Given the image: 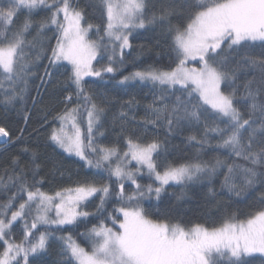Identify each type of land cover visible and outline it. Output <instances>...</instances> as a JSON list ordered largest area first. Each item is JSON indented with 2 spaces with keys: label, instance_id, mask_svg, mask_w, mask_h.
Returning a JSON list of instances; mask_svg holds the SVG:
<instances>
[{
  "label": "snow or ice",
  "instance_id": "obj_1",
  "mask_svg": "<svg viewBox=\"0 0 264 264\" xmlns=\"http://www.w3.org/2000/svg\"><path fill=\"white\" fill-rule=\"evenodd\" d=\"M149 32L136 57L167 65L124 74ZM109 84L146 87L143 115ZM0 104L25 125L39 108L48 140L85 170L63 182L53 165L62 183L49 194L27 127L0 126V150L18 149L0 167V192L12 190L0 264H41L57 241L58 264H264V0H0ZM176 138L192 156L169 160ZM195 185L200 219L165 207L169 188L183 201ZM225 192L248 197L247 210Z\"/></svg>",
  "mask_w": 264,
  "mask_h": 264
},
{
  "label": "trees",
  "instance_id": "obj_2",
  "mask_svg": "<svg viewBox=\"0 0 264 264\" xmlns=\"http://www.w3.org/2000/svg\"><path fill=\"white\" fill-rule=\"evenodd\" d=\"M80 3H85V0H80ZM88 11H92L91 7H89ZM90 18L94 19V17ZM154 39V34L149 32L147 35L138 36L133 40L134 48L129 50L132 52V57L130 58L126 68L123 70L124 74H127L130 71L142 70L144 68L149 67L150 65L156 64V58L154 55H148L147 53H145L139 58L136 57V54L140 51L139 47L137 46L144 45L145 48H149L153 45ZM132 60H135V63H133ZM162 60L163 64H156L157 67H163L167 65V59L165 57H162ZM38 84L39 81L36 80L35 85ZM33 94L35 93L33 92ZM145 94L151 95V93L146 87H143L139 94H133L141 105V108L137 112L138 117L143 115V106L151 102V100L145 99ZM121 98L127 99L128 97ZM29 107L31 108L30 104ZM113 108L119 110V105L113 104ZM42 115L43 113L39 110V108L33 109L32 118L28 125H25L22 116L18 114L17 110H6L4 106L0 104V126L6 127V129L10 131V134L12 136L18 135L20 129L27 127V131L24 134V140L25 142L33 146H37L39 148L41 152V159L45 165L42 174L49 176V180L45 182L42 188L49 189L59 187L62 183L61 177L54 172L53 165H55L56 167H60L64 170L65 176L63 178V182H66L67 176L69 174L74 175L77 170H79L80 174H83L85 170L80 167L81 162H78L75 157H67V155L62 153L60 149L56 148L55 145L51 144V142L48 140V130H46V128H41L38 124V120L42 117ZM49 120H51V117H49ZM36 129H39V131L37 132ZM173 144L179 145V147H173ZM17 150V145H10L8 150L6 151L0 150V167H3L8 162L10 156L15 154ZM169 153L170 161L174 159L183 160L192 156L194 150L190 147L185 146L184 144H181L180 139L176 138L172 141V144L169 145ZM145 179L147 178L145 177ZM179 188L180 186L169 188L168 196L164 202L165 207L175 206L176 211H182L194 219H200L201 213L204 211L205 204L204 188L201 185H195L188 192V196L190 198L185 199L183 201H177L175 199V194L178 193ZM11 191L12 190H9L7 192H0V200L6 199L7 196L11 194ZM224 200L225 203L230 205L233 210L239 208L241 211H246L248 205L251 203V200L248 197H232L231 200H229L227 199L226 192L224 195ZM234 201L236 202L234 203ZM212 214L213 216L217 215L215 208L212 209ZM109 226H111L110 222ZM79 231H84L83 227H81ZM65 235H67V233H65ZM72 235L74 239L82 241V237L79 236L78 232H73ZM60 249L61 245L58 241L52 242L50 244L47 254L42 257L41 264H58L61 258Z\"/></svg>",
  "mask_w": 264,
  "mask_h": 264
},
{
  "label": "rangeland",
  "instance_id": "obj_3",
  "mask_svg": "<svg viewBox=\"0 0 264 264\" xmlns=\"http://www.w3.org/2000/svg\"><path fill=\"white\" fill-rule=\"evenodd\" d=\"M129 51V50H127ZM190 66H197V63L196 62H190ZM126 68V67H125ZM124 68V69H125ZM108 89L109 91L114 94V95H118L119 97H123V98H127L129 95H133V94H139L141 92V90L143 89L142 86H138V87H133V88H130L129 89V92L128 93H124V92H120L118 91V89H115L114 86L112 84H109L108 86ZM145 99H149L151 100L152 99V96L150 94H145ZM119 110L117 109H114L113 108V104L108 108L107 112L105 113V116L107 117V119L110 121L113 117L114 114L118 113ZM0 142H2V140H0ZM135 163V162H133ZM77 174H80L79 170L76 171V173L73 175V174H69L71 175L72 177H76ZM58 187H54V188H49V189H43L45 191H48L49 194H52V192L54 190H56ZM90 250V249H89Z\"/></svg>",
  "mask_w": 264,
  "mask_h": 264
}]
</instances>
